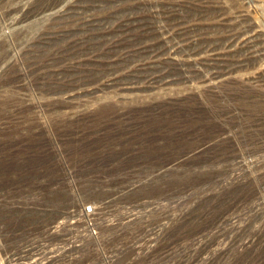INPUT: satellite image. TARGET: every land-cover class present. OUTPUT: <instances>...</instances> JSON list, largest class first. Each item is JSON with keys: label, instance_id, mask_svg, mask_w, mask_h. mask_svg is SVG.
<instances>
[{"label": "rangeland", "instance_id": "1", "mask_svg": "<svg viewBox=\"0 0 264 264\" xmlns=\"http://www.w3.org/2000/svg\"><path fill=\"white\" fill-rule=\"evenodd\" d=\"M0 264H264V0H0Z\"/></svg>", "mask_w": 264, "mask_h": 264}]
</instances>
